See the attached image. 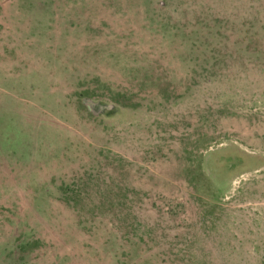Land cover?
<instances>
[{"label": "rangeland", "instance_id": "obj_1", "mask_svg": "<svg viewBox=\"0 0 264 264\" xmlns=\"http://www.w3.org/2000/svg\"><path fill=\"white\" fill-rule=\"evenodd\" d=\"M0 264H264V0H0Z\"/></svg>", "mask_w": 264, "mask_h": 264}, {"label": "trees", "instance_id": "obj_2", "mask_svg": "<svg viewBox=\"0 0 264 264\" xmlns=\"http://www.w3.org/2000/svg\"><path fill=\"white\" fill-rule=\"evenodd\" d=\"M96 88L99 91H102L104 95H108V97L115 99L118 101L119 96L123 93H120L119 91L114 92L112 91L108 86L104 85V83H100L97 85ZM97 90V89H96ZM94 92L93 89H82L80 91H76V100L80 105H84V98L88 97L90 93ZM116 95V97H115ZM86 108V106L84 105ZM87 109V108H86ZM91 113V112H90ZM90 179V178H89ZM89 179H86L83 184L80 183V186L78 185L76 188H71L68 184H63L58 187V191L62 199L66 201V203L71 206L72 208H76L79 210V212L87 211V212H93L94 210H97L101 207L104 206L105 202L104 201H99V202H94L92 199H89L88 196L92 195L93 193L95 194H103V195H108L110 193V188H108V185L104 188H101L100 185L96 184L95 186L91 187V189H87L89 186ZM189 182L192 183L194 182V187L196 186L197 182V176L192 177L191 175L188 176ZM196 180V181H195ZM133 225V224H132ZM131 225V226H132ZM134 228V227H133ZM135 230V229H134ZM140 230V229H139ZM143 231H147V229H142ZM142 231V232H143ZM143 232V233H145Z\"/></svg>", "mask_w": 264, "mask_h": 264}]
</instances>
